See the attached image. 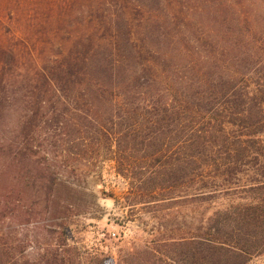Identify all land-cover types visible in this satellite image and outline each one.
Instances as JSON below:
<instances>
[{
	"label": "trees",
	"instance_id": "trees-1",
	"mask_svg": "<svg viewBox=\"0 0 264 264\" xmlns=\"http://www.w3.org/2000/svg\"><path fill=\"white\" fill-rule=\"evenodd\" d=\"M105 162L115 264L264 252V0H0V264H105L63 230Z\"/></svg>",
	"mask_w": 264,
	"mask_h": 264
},
{
	"label": "rangeland",
	"instance_id": "rangeland-1",
	"mask_svg": "<svg viewBox=\"0 0 264 264\" xmlns=\"http://www.w3.org/2000/svg\"><path fill=\"white\" fill-rule=\"evenodd\" d=\"M85 187L87 208L69 217L63 229L69 244L96 253L105 264H115L119 253L129 247L139 248L152 236L145 231L147 222L142 223L146 214L123 218L127 215L126 207L117 201H121L125 182L110 163L105 162L101 171L88 174ZM244 264H264V252L251 256Z\"/></svg>",
	"mask_w": 264,
	"mask_h": 264
}]
</instances>
